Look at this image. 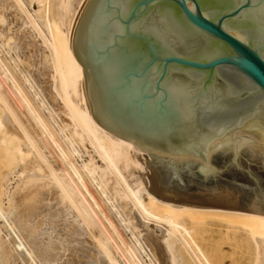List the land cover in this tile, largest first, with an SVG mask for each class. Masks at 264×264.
Here are the masks:
<instances>
[{"label":"bare ground","instance_id":"bare-ground-1","mask_svg":"<svg viewBox=\"0 0 264 264\" xmlns=\"http://www.w3.org/2000/svg\"><path fill=\"white\" fill-rule=\"evenodd\" d=\"M29 2L23 16L0 0V17L11 12L22 61H43L50 90L36 88L26 67L18 82L4 60L0 31V160L8 175L0 199V228L7 229L6 237L0 229V264H243L238 257L264 264L263 215L158 200L143 184L146 152L92 117L83 66L70 47L86 0ZM33 127L48 141L37 153ZM46 159L55 162L54 172L44 174ZM15 178L22 189L13 220L5 207ZM35 225L43 246L32 236Z\"/></svg>","mask_w":264,"mask_h":264},{"label":"water","instance_id":"water-1","mask_svg":"<svg viewBox=\"0 0 264 264\" xmlns=\"http://www.w3.org/2000/svg\"><path fill=\"white\" fill-rule=\"evenodd\" d=\"M70 47L152 196L264 216V0H86Z\"/></svg>","mask_w":264,"mask_h":264},{"label":"rangeland","instance_id":"rangeland-1","mask_svg":"<svg viewBox=\"0 0 264 264\" xmlns=\"http://www.w3.org/2000/svg\"><path fill=\"white\" fill-rule=\"evenodd\" d=\"M8 3L11 5V9L13 10V12H17L18 15L21 14L23 16L24 15L26 16V13L27 12H31V8H30L31 5L29 4L30 3L29 0H8ZM10 13L11 12L5 11V13H2V15L0 17V31H2L3 34H4V42H5V49H4L5 59L4 60L9 65L11 72L14 74V76H16V79L18 80L19 83H21V77H22L21 74L23 72H25L24 70H25V67H26V69H31L28 72V76L30 77V80L32 81V83L34 84V86L36 88L41 89V87H42L43 89H45L47 87L48 90H50V88H49V84H50V73H49V71L47 69V66H45L43 64V61H41V59L40 60H33L34 57H31V58L29 57V58L25 59V61H22V53H21V50H20L19 44H18L19 43V38H20V32L18 31V27L15 26V23L16 22L15 23L12 22V15ZM35 53H36L35 55H38L36 49H35ZM11 60H13V61L10 62ZM14 62H15V64H14ZM0 76H1V73H0ZM6 92L13 99H16V97H18V95L16 94V92H14L7 85H6ZM46 96H48V94ZM47 98L50 99L49 96ZM19 111L22 112V108L20 106H19ZM29 122H30V120H29ZM33 129H35L34 132L36 134L34 136L35 140H37V142L40 141V143H41V145L39 143H37L38 145H34L33 146L34 147L33 149H35V152H36V150L40 151V147H42L43 144L45 145V143H48V141L46 140V138L44 139L43 136H41V135L39 136L38 135L39 133H41V132H39V130L37 131V129L35 127H33ZM37 132H39V133H37ZM41 138H42V140H41ZM43 140H46V141L43 142ZM45 147H47V146H44V148ZM51 153L53 154V152H51ZM40 155L43 156V157L46 156L44 153L43 154L41 153ZM51 158L55 159L54 154H53V157H51ZM1 165L2 164H1V160H0V167H1L0 168V199L3 198L4 193L2 192L3 191L2 187H4L6 185V183H7L6 180H7V176H8L7 174H4V171H5L4 170V166L2 165L3 166V168H2ZM55 165L56 164H55L54 161H51V160H47L46 159V161L44 162V164L42 166V167H44V169H43L44 174H46L45 172H48V171L54 172V170H52L51 168H53V166H55ZM5 172L7 173V171H5ZM56 174H59V173H55V175ZM2 175H4L3 178H2ZM37 175H41V174L39 172H37ZM42 175H43V173H42ZM15 179H17L16 182H14ZM15 179H13V181H11L12 183H10V182L8 183L9 184L8 187L10 188L8 190L9 191L8 192V204L6 202H4V201H3L4 204H2L3 206L5 205V203L7 204V206L5 205L6 206L5 208H7L6 212H7V214H9V216H11L10 218H12L13 220H15V218H16V216H15L16 213L15 212L21 210L20 208L18 210H16L15 209V206H16L15 204H16V197L21 192L22 184H20L21 182L19 181L18 178H15ZM1 183L3 184V186L1 185ZM9 201L11 202V205L9 204L10 203ZM13 212H14V215H13ZM39 221L41 222V220H39ZM36 222H37V220H35L33 223L35 224ZM15 225H16V228L18 229L17 224H15ZM3 228H0L1 231H2L1 235L4 236L3 234H6L4 236V237H6L7 236V229L4 226H3ZM33 230H34V231H32L33 238L36 239V241H37V243L39 245L44 244L43 242L41 243V241L37 239V236H36V225H35V227L33 226ZM34 234H35V237H34ZM243 257H245V256H243ZM239 258H241V257H238V260H240L241 263L243 262V264L244 263L245 264H248V263L245 262V259H249V258H246V257H245V259L244 258H241V259H244V261H242Z\"/></svg>","mask_w":264,"mask_h":264}]
</instances>
